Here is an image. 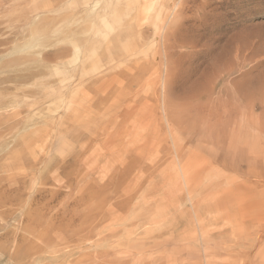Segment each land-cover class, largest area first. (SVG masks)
Listing matches in <instances>:
<instances>
[{
  "label": "rangeland",
  "instance_id": "374dc122",
  "mask_svg": "<svg viewBox=\"0 0 264 264\" xmlns=\"http://www.w3.org/2000/svg\"><path fill=\"white\" fill-rule=\"evenodd\" d=\"M2 1L0 264H264V0Z\"/></svg>",
  "mask_w": 264,
  "mask_h": 264
},
{
  "label": "bare ground",
  "instance_id": "6f19581e",
  "mask_svg": "<svg viewBox=\"0 0 264 264\" xmlns=\"http://www.w3.org/2000/svg\"><path fill=\"white\" fill-rule=\"evenodd\" d=\"M7 1V0H6ZM29 1V3L31 2L30 0H28ZM35 2H37V1H35ZM51 2H52V5H51V9H55L56 8V0H51ZM6 3H8V2H6ZM20 3V2H19ZM40 3V2H39ZM35 4L34 6H33V9H31L30 8V10H32L31 11V13L33 14V13H35L34 15H35V17L34 18H36L37 20H36V23H35V26L33 27V33L34 34H36L37 36H38V38L41 36V34H42V32H43V30H44V28H43V26L41 25V22H42V20H43V17H42V15L43 14H41V12H43L44 10L43 9H41V7H42V4L43 3H41V4ZM4 4H5V2H4ZM4 4H3V1L2 0H0V11H2V10H4L5 8H4ZM31 7V6H30ZM20 9H21V7H19ZM43 8V7H42ZM17 9H18V7H17ZM19 10V9H18ZM23 10V13H21V14H19V15H17L16 13V15L18 16H16L15 18H17V21H19V20H22L23 18L25 19V16H26V14H29L30 13V10H28L29 11V13H27V11H24V9H22ZM26 10V9H25ZM43 10V11H42ZM5 11V10H4ZM19 12V11H18ZM20 12H21V10H20ZM15 16V15H14ZM28 17V16H27ZM0 26H1V23H0ZM32 30V29H31ZM10 42V39L9 38H4V39H0V47L1 46H6L8 43ZM4 62V61H3ZM5 64V63H4ZM5 65H10L9 64V62L8 61H6V64ZM7 73V72H6ZM8 77H5L4 79H3V81L4 82H7V79ZM23 78V77H22ZM5 88V87H4ZM7 89V88H6ZM48 89V88H47ZM49 90V89H48ZM50 94V93H49ZM10 104H11V101L8 99V98H6V99H3L2 100V102L0 101V108H3V109H6V108H8V107H10ZM6 115V114H5ZM2 124V123H1ZM4 126L5 127H3V129H1V131H0V139H4V138H6V136L11 132V125H7V124H4ZM14 127V126H13ZM2 128V127H1ZM7 143V142H6ZM35 156V155H34ZM22 163V162H21ZM1 171V170H0ZM6 171V170H5ZM2 179H0V181H1ZM10 184V183H9ZM2 185V184H1ZM43 185V184H42ZM37 193V192H36ZM35 193V194H36ZM34 194V195H35ZM128 194V193H127ZM132 194V193H131ZM33 195V196H34ZM130 196V195H129ZM128 197V196H127ZM16 200V199H15ZM29 200V199H28ZM30 201V200H29ZM132 201V200H131ZM31 202V201H30ZM99 202V201H98ZM21 203V202H20ZM29 203V202H28ZM32 203H34V202H32ZM125 203V202H124ZM129 203V202H128ZM35 205H36V203H35ZM38 207V206H37ZM41 210V209H40ZM117 211H118V209H117ZM126 211V210H125ZM113 212V211H112ZM111 213V212H110ZM125 213V212H124ZM4 214H5V212H4ZM131 214V213H130ZM135 214H137V213H135ZM134 215V214H133ZM81 216H83V215H81ZM137 216V215H136ZM114 217V216H113ZM110 218H112V214H111V217ZM116 218V217H115ZM115 218H112L111 220L113 221ZM121 218V217H120ZM133 218V217H132ZM131 218V219H132ZM86 219V218H85ZM123 219V218H122ZM55 220V219H54ZM111 220H109V222L111 221ZM125 220V219H124ZM115 221V220H114ZM117 221V220H116ZM123 222V221H122ZM131 222V221H130ZM130 222H129V224H130ZM134 221H132L131 222V224L133 223ZM77 223V222H76ZM92 223V222H91ZM137 223V222H136ZM85 224V223H84ZM83 224V225H84ZM57 225V224H56ZM96 225V224H95ZM106 225V224H105ZM105 225H104V227H105ZM79 226V229H80V225H78ZM78 226H76V227H78ZM88 226V225H87ZM97 226V225H96ZM127 226H129V225H127ZM127 226H126V228H127ZM75 227V228H76ZM103 227V226H102ZM110 227H112V226H110ZM133 227V226H132ZM62 228V227H61ZM97 228V227H96ZM113 228V227H112ZM115 228H117V227H115ZM109 229V228H108ZM128 229V228H127ZM56 230V229H55ZM85 230V229H84ZM87 230V229H86ZM133 230V229H132ZM58 231V230H57ZM73 231V230H72ZM107 231V230H106ZM111 231H113L112 229H111ZM40 232V231H39ZM81 232V231H80ZM85 232V231H84ZM95 232V231H94ZM114 232V231H113ZM32 233V232H31ZM53 233V232H52ZM108 233V232H107ZM106 233V234H107ZM91 234V233H90ZM93 234V233H92ZM126 234H127V232H126ZM50 235V234H49ZM54 235H55V233H54ZM75 235V234H74ZM74 235H72V236H74ZM100 235V234H99ZM132 235V234H131ZM59 236V235H58ZM124 236V235H123ZM19 237H21V236H19ZM102 237V236H101ZM100 237V238H101ZM40 238V237H39ZM46 238V237H45ZM67 238V237H66ZM88 239H89V237H87ZM87 238H82V237H79L78 238V240L76 241V242H79L80 240H86ZM121 238V237H120ZM126 238H128V236L126 235ZM14 239V238H13ZM47 239V238H46ZM71 238H69V240H70ZM75 239H77V236H76V238ZM92 239V238H91ZM98 239V238H97ZM123 239V238H122ZM121 239V240H122ZM25 240V239H24ZM43 240V239H42ZM50 240V239H49ZM68 240V241H69ZM101 240V239H100ZM116 240V239H115ZM114 240V241H115ZM118 240V239H117ZM127 240V239H126ZM16 241V240H15ZM67 241V240H66ZM74 241V240H73ZM73 241H71V242H73ZM112 241V240H111ZM120 241V240H119ZM122 241H124V240H122ZM70 242V244H72ZM86 242V241H85ZM88 242V241H87ZM46 243V242H45ZM44 243V244H45ZM49 243V242H48ZM80 243V242H79ZM99 243H101L100 241H99ZM112 243V242H111ZM123 242H121L120 243V245L122 244ZM160 243V242H159ZM50 244V243H49ZM67 244H69V242L67 243ZM78 244V243H77ZM97 244V243H96ZM125 244V243H124ZM28 245H30V244H28ZM48 245V244H47ZM58 245H60V244H58ZM74 246H75V244H73ZM111 245V244H110ZM119 245V244H118ZM119 245V246H120ZM54 246V245H53ZM68 245H66V247H67ZM121 246H123V245H121ZM120 246V247H121ZM27 247H30V246H27ZM40 247V246H39ZM33 248V247H32ZM74 248V247H73ZM123 248V247H122ZM22 249V248H21ZM29 249V251L31 250L30 248H28ZM34 249H36L35 247H34ZM39 248L37 247V250H38ZM49 249V248H48ZM128 249V248H127ZM46 250V249H45ZM99 250V249H98ZM121 250V249H120ZM20 251V250H19ZM66 251V250H65ZM104 251V250H103ZM130 251V250H129ZM38 252H39V250H38ZM100 252V251H99ZM115 252V251H114ZM19 253V252H18ZM24 253V252H23ZM21 254V253H19V254H16L15 253V256H14V259H18L19 258V256H21L20 258H23L25 255L24 254ZM27 253H28V251H27ZM26 253V254H27ZM33 253V252H32ZM32 253L29 255V257L32 255ZM36 254V253H35ZM34 254V255H35ZM39 255L41 254V253H38ZM37 254V255H38ZM114 254V253H113ZM14 255V254H13ZM34 255H33V257H31V258H29V260H31V259H34V263L35 264H39L40 263V259H38V257H36V259H35V257H34ZM90 255V254H89ZM99 255V254H98ZM107 255V254H106ZM127 255V254H126ZM108 256H109V254H108ZM44 257V256H43ZM43 257L41 258L42 260H43ZM64 257V256H63ZM85 257H87L88 258V256H86L85 255ZM91 257V256H90ZM105 257V256H104ZM48 258V257H47ZM80 258V257H79ZM96 258V257H95ZM102 258V257H101ZM12 259H13V257H12ZM57 259V258H56ZM100 259V258H99ZM25 260V259H24ZM29 260H27L28 262H29ZM48 260V259H47ZM21 261H23L22 259H21ZM85 261H86V258H85ZM92 261V260H91ZM114 261V260H113ZM17 261H15V263H16ZM19 263H20V261H18ZM17 262V263H18ZM119 262V261H118ZM157 262V261H156ZM83 264V260H82V262H77V260L73 263V264ZM85 263V262H84ZM89 263V262H88ZM124 263V262H123ZM28 264V263H27ZM56 264V263H55ZM66 264H72L71 262H70V260L68 259V261H67V263Z\"/></svg>",
  "mask_w": 264,
  "mask_h": 264
}]
</instances>
